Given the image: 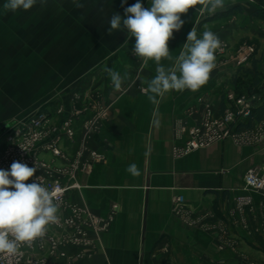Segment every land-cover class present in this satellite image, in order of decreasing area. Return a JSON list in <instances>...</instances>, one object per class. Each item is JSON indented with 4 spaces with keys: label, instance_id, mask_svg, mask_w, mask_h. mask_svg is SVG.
<instances>
[{
    "label": "crops",
    "instance_id": "crops-1",
    "mask_svg": "<svg viewBox=\"0 0 264 264\" xmlns=\"http://www.w3.org/2000/svg\"><path fill=\"white\" fill-rule=\"evenodd\" d=\"M224 4L214 14H201L200 5L181 14L184 24L168 42L167 68L175 63L193 27L198 38L204 31L218 34L226 51H216L217 66L204 86L196 92L170 91L154 104L148 98L151 94L142 92L156 75V64L149 61L140 67L144 77L125 80V90L102 85L101 97L94 103L103 114L97 129L85 127L94 115L78 116L75 136L59 144L64 157L40 153L52 166V175L68 186L65 202L58 206L59 219L78 215L83 223L91 217L110 223L104 232L88 223V246L67 244L55 253L47 250L41 257L44 264H264V197L253 195L245 223L233 212L248 169L264 167V140L242 144L228 137L186 155L173 151L188 138L187 133L180 135L182 127L189 129L204 119L208 109L220 118L234 106L230 93L248 97L254 76L240 71L233 59L243 45L255 49L243 69L258 60V87H264V17L260 16L264 0H224ZM129 65L127 72L133 64ZM246 121L244 117L242 122ZM259 126L260 121H254L251 128ZM93 152L104 158L95 160ZM132 163L140 169L139 177L127 172ZM179 196L185 199L184 215L175 209ZM48 231L62 239L72 229L49 225Z\"/></svg>",
    "mask_w": 264,
    "mask_h": 264
},
{
    "label": "rangeland",
    "instance_id": "rangeland-1",
    "mask_svg": "<svg viewBox=\"0 0 264 264\" xmlns=\"http://www.w3.org/2000/svg\"><path fill=\"white\" fill-rule=\"evenodd\" d=\"M5 2L0 0V138L38 111L50 115V125H61L63 105L75 110V118L95 116L102 85L111 83L108 69L127 73L128 80L144 77L135 37L127 29L109 32L111 17H123L137 0H38L15 12L4 11ZM140 2L151 6V0ZM168 60L162 59L165 68Z\"/></svg>",
    "mask_w": 264,
    "mask_h": 264
},
{
    "label": "clouds",
    "instance_id": "clouds-1",
    "mask_svg": "<svg viewBox=\"0 0 264 264\" xmlns=\"http://www.w3.org/2000/svg\"><path fill=\"white\" fill-rule=\"evenodd\" d=\"M38 0H6L4 11L29 10ZM200 5L201 14H214L225 7L224 0H151L149 8L140 0L124 9V16L114 14L110 19L109 32L127 29L135 37L134 54L141 58V68L149 61L156 64V75L148 81L144 92L150 93L149 100L158 102L170 91L196 92L204 86L216 68V51L221 47L217 33L204 31L198 38L193 27L187 34L183 50L175 63L167 69L162 59L170 58L168 42L174 31H179L184 20L181 14ZM179 73V75L177 74ZM114 90L124 89L128 74L107 70ZM128 87H131L129 85ZM133 177L141 175L135 163L127 167ZM36 168L14 161L10 170L0 169V254L16 255L22 245H29L45 235L49 225L58 223V205L54 203L56 194L43 186L40 177L26 183L34 176ZM11 177V178H10Z\"/></svg>",
    "mask_w": 264,
    "mask_h": 264
},
{
    "label": "built area",
    "instance_id": "built-area-1",
    "mask_svg": "<svg viewBox=\"0 0 264 264\" xmlns=\"http://www.w3.org/2000/svg\"><path fill=\"white\" fill-rule=\"evenodd\" d=\"M225 51L226 44H221V47L217 49L218 54H224ZM254 52L255 49L252 46L243 45L240 47L233 57L236 66L239 68L245 66L252 58ZM228 96L234 101V106L229 107L220 118H215L213 111L208 109L204 119L189 129L184 127L180 129V135L187 133L188 138L184 146H175L173 148L175 155H186L228 137L242 144H258L264 140V119L260 121L258 128L238 130L242 119L244 117L248 118L250 115L252 108L249 102L250 98L245 96L236 97L234 93H230ZM59 115H61L63 120L61 125L57 123L50 125L51 117L43 111L35 112L31 116L23 117L12 123L4 131L2 138H0V169L10 170V166L14 161H19L29 167L36 168L34 176L26 183L39 182L37 177H40L43 186L55 192L56 198L54 203L61 206L65 202L68 186L64 184L61 178L53 176L52 166L40 158L42 151L52 152L59 158L64 157L59 146L60 142L63 138L71 140L75 136L74 126L77 119L74 117L77 115L75 110L71 106L69 109H66L63 105L59 110ZM102 116V112H99L92 118H89L85 122V127L87 129H97ZM92 157L95 160H102L104 155L93 152ZM254 194L264 197V167L256 166L248 169L244 176L242 192L234 198L233 212L238 214L244 223L247 220V211L253 204ZM184 203V197L179 196L175 209L181 215H184L185 212ZM185 220L187 219L185 218ZM187 222L191 225L193 224V221H190V219ZM88 223L97 232L106 231L110 225L109 221L96 217H91ZM88 223L80 222L78 215L65 221L59 219L58 223L52 225L58 228H62L63 225L71 227V233H68L62 239H57L50 236L47 228L45 235L34 240L31 246L27 244L22 245L18 254L11 256L0 254V264H44L45 261L41 257L47 250L55 253L67 244L88 246L91 243L87 229Z\"/></svg>",
    "mask_w": 264,
    "mask_h": 264
},
{
    "label": "trees",
    "instance_id": "trees-1",
    "mask_svg": "<svg viewBox=\"0 0 264 264\" xmlns=\"http://www.w3.org/2000/svg\"><path fill=\"white\" fill-rule=\"evenodd\" d=\"M262 15H260L259 12H256L255 15L257 16H262L264 17V11H262L261 13ZM244 67L240 68V71L243 70V72H249L254 76V86H251L250 88H248V98H255L256 96H260V101L258 104H256L255 106H252L251 108V112L249 117L247 118L246 122H240V125L238 126V129L240 130L241 128H251L252 127V123L254 121H261L264 119V87H258V84L261 81V78L259 77L260 72L258 71V60H254L253 61V65L252 68L249 69H243ZM166 264H170V263H166Z\"/></svg>",
    "mask_w": 264,
    "mask_h": 264
},
{
    "label": "water",
    "instance_id": "water-1",
    "mask_svg": "<svg viewBox=\"0 0 264 264\" xmlns=\"http://www.w3.org/2000/svg\"><path fill=\"white\" fill-rule=\"evenodd\" d=\"M260 101V96H256L255 98H251L249 99V102L251 103L252 106H255L256 104H258Z\"/></svg>",
    "mask_w": 264,
    "mask_h": 264
}]
</instances>
